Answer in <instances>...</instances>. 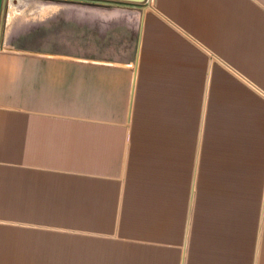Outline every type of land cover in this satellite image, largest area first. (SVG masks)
I'll return each mask as SVG.
<instances>
[{"label":"crops","instance_id":"obj_1","mask_svg":"<svg viewBox=\"0 0 264 264\" xmlns=\"http://www.w3.org/2000/svg\"><path fill=\"white\" fill-rule=\"evenodd\" d=\"M151 4L134 64L0 53V264H264V0Z\"/></svg>","mask_w":264,"mask_h":264},{"label":"rangeland","instance_id":"obj_2","mask_svg":"<svg viewBox=\"0 0 264 264\" xmlns=\"http://www.w3.org/2000/svg\"><path fill=\"white\" fill-rule=\"evenodd\" d=\"M140 22L141 10L124 6L84 0H5L0 53L15 57L17 73L23 70L50 69L53 63L58 62V54L121 60L134 64ZM194 82L192 80L193 88ZM0 98L3 101L14 100L7 95H0ZM200 100V95H192V159L198 123L193 109L199 107ZM14 101L17 102V98ZM221 193L222 199L235 198L244 203L246 198L252 199L255 196L258 209L261 191L257 189ZM231 204V201H224L223 206L212 205L211 208L206 204V214L216 211L217 215H232L234 207ZM238 209L240 216L246 214L245 206H239ZM244 235L245 226L238 235L239 246L244 241Z\"/></svg>","mask_w":264,"mask_h":264},{"label":"water","instance_id":"obj_3","mask_svg":"<svg viewBox=\"0 0 264 264\" xmlns=\"http://www.w3.org/2000/svg\"><path fill=\"white\" fill-rule=\"evenodd\" d=\"M4 1L5 0H0V47H2L1 35H2V17H3ZM84 1L140 9L143 11L142 28L144 26V15H145L146 8L152 7V4H151L152 0H84ZM139 48H140V44H139ZM139 50L137 53V66L135 69L136 72L138 69Z\"/></svg>","mask_w":264,"mask_h":264},{"label":"bare ground","instance_id":"obj_4","mask_svg":"<svg viewBox=\"0 0 264 264\" xmlns=\"http://www.w3.org/2000/svg\"><path fill=\"white\" fill-rule=\"evenodd\" d=\"M144 28V27H143Z\"/></svg>","mask_w":264,"mask_h":264}]
</instances>
